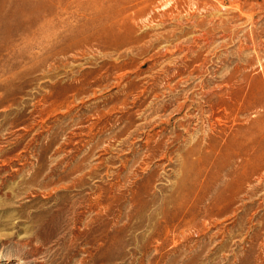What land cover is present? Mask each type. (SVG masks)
I'll list each match as a JSON object with an SVG mask.
<instances>
[{
    "label": "rangeland",
    "instance_id": "1",
    "mask_svg": "<svg viewBox=\"0 0 264 264\" xmlns=\"http://www.w3.org/2000/svg\"><path fill=\"white\" fill-rule=\"evenodd\" d=\"M98 1L0 0V264H264L263 162L185 153L264 146V0Z\"/></svg>",
    "mask_w": 264,
    "mask_h": 264
},
{
    "label": "bare ground",
    "instance_id": "2",
    "mask_svg": "<svg viewBox=\"0 0 264 264\" xmlns=\"http://www.w3.org/2000/svg\"><path fill=\"white\" fill-rule=\"evenodd\" d=\"M5 1L6 5L10 6V14H8V16L10 18H12L13 20H15L17 22V24L20 23L21 20L26 19V18H33L36 19L38 16L42 17L43 14L45 15L46 13V0H3ZM51 1V0H50ZM53 2H55L56 4H62L65 1L68 0H52ZM121 1V0H119ZM126 1V0H125ZM131 1V0H130ZM129 1V2H130ZM143 1V0H142ZM128 2V3H129ZM264 2V1H263ZM124 5L126 4V2H123ZM127 3V4H128ZM3 4V2L1 3V5ZM127 4L125 5V7L127 6ZM151 5V4H150ZM110 5L107 6H103L101 4V1L99 0L97 3L92 5V9L95 13L99 14V13H105L108 12L110 10ZM125 7H123L125 9ZM206 7V6H205ZM237 7V6H236ZM256 7L262 11L264 10V3H258L256 4ZM127 8V7H126ZM145 8V6H144ZM6 9V8H5ZM4 9V10H5ZM123 9V10H124ZM112 10V9H111ZM110 10L109 14H108V18L106 16V21H101V22H97V29L96 31V35L98 36H108L110 38L117 39L116 36H118L120 38V35H123V38L127 40H129V42L131 41V37L129 36L130 33V27L127 25H122V21L121 18L118 19L116 18L115 14L117 13V16H121L122 13L121 10H118L115 14L112 13V11ZM127 10V9H126ZM218 10V9H217ZM2 11V10H1ZM120 11V13H118ZM245 11V10H244ZM142 12V10H141ZM256 12V11H255ZM218 13V12H217ZM125 14V12H124ZM138 14V13H136ZM141 14V13H140ZM260 14V13H259ZM103 16V18L105 17ZM135 16V15H134ZM140 16V15H139ZM99 17V16H98ZM96 17V18H98ZM138 17V16H137ZM179 18V17H178ZM218 18V17H217ZM101 20V18H99ZM105 19V18H104ZM98 20V19H96ZM0 24H3V19L0 17ZM7 24V23H6ZM16 25V24H15ZM233 25V24H232ZM82 30L80 31H76L77 34H80ZM9 32H11L10 29H8L6 31V35H9ZM47 38V37H46ZM100 38V37H99ZM131 38V39H129ZM46 39H44L45 41ZM123 41V40H122ZM133 41V39H132ZM138 41V40H137ZM135 42V41H134ZM133 42V43H134ZM132 43V42H131ZM137 43V42H136ZM237 51V50H236ZM7 73V72H6ZM222 97V96H221ZM241 95L239 94H235L233 95V99L234 100H238L241 99L242 100ZM211 100V99H209ZM169 103V102H168ZM173 103V102H172ZM241 103V102H240ZM239 105V104H238ZM165 106V104H164ZM178 109L177 111L180 112V110L183 108L182 106L178 105ZM212 106V105H211ZM223 106L225 107L224 109H226V104H223ZM212 108V107H211ZM229 109V108H228ZM190 113V112H189ZM209 113V112H208ZM183 115V114H182ZM197 115V114H196ZM217 120V119H216ZM211 129V128H210ZM214 129V128H213ZM197 132H195L196 135ZM172 135V134H171ZM202 137H195L191 143L189 144V148L186 150V155L187 157L191 158L192 156H197L201 159V165L204 167L208 164L209 160L212 157H216V158H223L226 157V159H229L231 157V155H235V158L240 159V160H246L248 159V161H250L251 164V169L249 172L250 176H255L258 174L257 170L259 167V163L263 162L264 164V157H262L260 155V153L264 152V146L260 145L259 142L254 143V145H252V147L248 148V147H242V139L244 136V132L241 131L239 132V137H235L233 136L232 138H227L225 141H222L221 143L219 141H217L216 139H212L209 138L208 136H206L205 132L201 133ZM150 139V138H149ZM149 144V143H148ZM205 150V151H204ZM147 157V156H146ZM225 159V160H226ZM187 160V159H185ZM223 160V159H222ZM223 162V161H222ZM188 167V165H186ZM240 167V166H239ZM241 168V167H240ZM246 168V167H245ZM243 172V171H241ZM237 183V182H236ZM177 192H179V190L177 189ZM182 200L184 201V203L188 202L187 199V194H184L182 197ZM190 200V199H189ZM191 201V200H190ZM179 203V202H178ZM179 206V205H178ZM175 207V206H174ZM188 207V206H187ZM190 207V206H189ZM176 208V207H175ZM181 210V209H180ZM186 210V209H185ZM183 210V211H185ZM164 212V211H163ZM173 212V210H172ZM183 214V213H182ZM181 214V215H182ZM174 223V222H173ZM178 226V225H177ZM181 227V226H180ZM176 228V227H175ZM173 229V228H172ZM164 230V229H163ZM171 231V230H170ZM172 233V232H171Z\"/></svg>",
    "mask_w": 264,
    "mask_h": 264
}]
</instances>
